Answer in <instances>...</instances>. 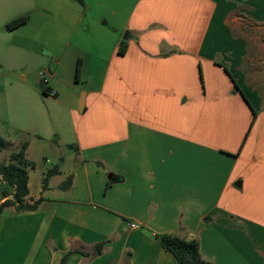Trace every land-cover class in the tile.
Here are the masks:
<instances>
[{
    "label": "crops",
    "instance_id": "crops-1",
    "mask_svg": "<svg viewBox=\"0 0 264 264\" xmlns=\"http://www.w3.org/2000/svg\"><path fill=\"white\" fill-rule=\"evenodd\" d=\"M260 37L264 0H0V82L16 94L0 164L24 143L31 164L36 148L65 156L33 194L26 168L24 203L41 202L1 210L0 264H176L163 234L210 264H264ZM13 192L0 176V206Z\"/></svg>",
    "mask_w": 264,
    "mask_h": 264
},
{
    "label": "trees",
    "instance_id": "trees-1",
    "mask_svg": "<svg viewBox=\"0 0 264 264\" xmlns=\"http://www.w3.org/2000/svg\"><path fill=\"white\" fill-rule=\"evenodd\" d=\"M80 1V0H79ZM27 22V17H20L9 24L6 25V29L11 31L14 30ZM126 50V45L122 44L118 49L119 55H124ZM79 68L77 66L75 73V81L78 80ZM43 93H49L48 88H43ZM9 147V143L0 137V152L6 150ZM27 144L21 145L20 150L12 154L9 159L8 164H0V176L3 182L10 188L14 189L12 200H6L0 206V212L5 207H15L17 213L20 212H34L36 211L41 200L35 201L32 205H27L24 203L25 197L28 195L27 187V172L26 168L30 167L32 169L33 165L25 160V150ZM55 173V170L49 171L43 180V186L46 180ZM70 184V183H69ZM110 184L108 183L107 187ZM7 197V196H6ZM159 240L160 248L170 254L174 259L176 264H210L201 258L199 252V244L196 240H185L180 239L177 236L170 234H163L155 236ZM103 249V244H97L94 247L93 256H99ZM84 256H87L83 253ZM65 258L62 259L61 264H64Z\"/></svg>",
    "mask_w": 264,
    "mask_h": 264
},
{
    "label": "rangeland",
    "instance_id": "rangeland-1",
    "mask_svg": "<svg viewBox=\"0 0 264 264\" xmlns=\"http://www.w3.org/2000/svg\"><path fill=\"white\" fill-rule=\"evenodd\" d=\"M260 32H258L259 35ZM262 37H260L259 39H256V41H254L253 47H254V51L253 54L248 58V62L251 63L252 68L257 69L258 72V77L260 81H264V39H261ZM253 44V42L251 43V45ZM33 80V79H30ZM13 88L9 85V83L7 82V80H2L0 82V105L4 110V115H7L8 119L10 118V111H9V103L10 100L16 99V94L13 93ZM37 97L39 98V102H40V95L41 93H38ZM45 106L42 104H39V108L40 110H42L43 112L45 111ZM9 113V114H8ZM13 116L11 117V122L13 121ZM16 120H19V118ZM26 121V120H25ZM19 125V124H18ZM22 129H25L26 126L21 124ZM28 129V128H27ZM20 135L22 136L23 141H32L34 140V142H36L35 140H37L36 138H33V136L29 133H24V131H22V133H20ZM39 144H43V143H39ZM66 150V149H65ZM66 152H70L67 151ZM29 157H31L32 159H34V162H32V165H34V170H36V175L31 177V193H35L38 189V177L40 175H42V173H45V171H47L48 169H53L56 166L59 165V161L63 159V157L65 156H61L60 158L57 157L56 154L52 153L49 149L47 148H43V149H34L32 151V153H29Z\"/></svg>",
    "mask_w": 264,
    "mask_h": 264
},
{
    "label": "built area",
    "instance_id": "built-area-1",
    "mask_svg": "<svg viewBox=\"0 0 264 264\" xmlns=\"http://www.w3.org/2000/svg\"><path fill=\"white\" fill-rule=\"evenodd\" d=\"M50 74V72L49 71H46V70H44V71H42L40 74H39V81L43 84V85H45L44 87L45 88H47V86H46V84H47V82H46V76L47 75H49ZM51 75V74H50ZM52 95H54L53 93H51ZM130 229L131 230H137L138 229V226L136 225V224H130Z\"/></svg>",
    "mask_w": 264,
    "mask_h": 264
}]
</instances>
